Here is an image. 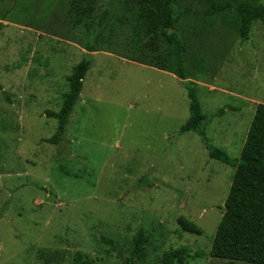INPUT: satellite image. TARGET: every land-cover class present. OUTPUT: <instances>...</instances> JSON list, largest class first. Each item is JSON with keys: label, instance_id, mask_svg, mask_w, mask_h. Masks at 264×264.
Instances as JSON below:
<instances>
[{"label": "rangeland", "instance_id": "1", "mask_svg": "<svg viewBox=\"0 0 264 264\" xmlns=\"http://www.w3.org/2000/svg\"><path fill=\"white\" fill-rule=\"evenodd\" d=\"M137 1L0 0V264H82L76 253L90 264H160L180 247L182 264L227 263L209 252L235 168L210 158L196 132H179L184 84L196 88L208 143L238 159L264 103V24L243 40L232 7L206 17L210 0H175L180 80L158 68L175 66L173 51L138 29ZM84 57L64 135L49 143L57 120L45 111L59 109ZM180 215L202 233L183 231ZM139 233L144 253L128 263Z\"/></svg>", "mask_w": 264, "mask_h": 264}, {"label": "trees", "instance_id": "2", "mask_svg": "<svg viewBox=\"0 0 264 264\" xmlns=\"http://www.w3.org/2000/svg\"><path fill=\"white\" fill-rule=\"evenodd\" d=\"M140 11L137 27L152 38L167 42L173 51L175 66H159L178 79L185 80L187 73L184 66L185 41L172 29L177 12L174 10L175 0H138ZM232 7L238 20L237 32L245 40L248 38L251 23L260 20L264 24V5L245 0L234 4L210 0L203 9L206 17L216 16ZM106 10L100 20L106 16ZM2 23L0 22V28ZM86 51L97 49L88 44ZM89 58H82L72 67L67 76L68 90L63 93L62 103L57 111L46 110L47 117L55 118L57 126L54 134L46 139L49 143L58 144L64 135L69 116L80 95L83 79L90 68ZM189 99V116L181 125L179 132L194 131L199 134L206 145L210 158L219 160L234 167V174L222 208V216L214 234L209 255L227 260L226 264H264V103H258L253 119L246 133L242 150L238 159H232L221 148L208 143L204 124L206 116L202 113L193 84L185 83ZM1 88V86H0ZM221 109L215 114L220 115ZM180 228L188 233L200 235L202 229L183 215L176 219ZM143 236L139 233L129 253L127 262L143 255ZM185 247L164 251L160 264H182L188 258ZM76 263L90 264L82 254L74 256Z\"/></svg>", "mask_w": 264, "mask_h": 264}]
</instances>
